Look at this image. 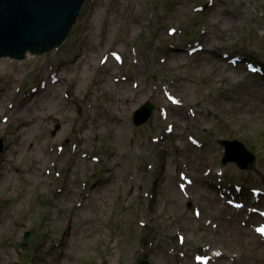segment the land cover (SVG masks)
I'll return each mask as SVG.
<instances>
[{
    "label": "rangeland",
    "instance_id": "rangeland-1",
    "mask_svg": "<svg viewBox=\"0 0 264 264\" xmlns=\"http://www.w3.org/2000/svg\"><path fill=\"white\" fill-rule=\"evenodd\" d=\"M248 62L264 67V0H88L60 49L1 59L0 264H197L220 251L209 264H264L251 227L264 219L219 190L241 186L264 210L248 191L264 194V77ZM148 101L153 116L134 126ZM219 139L245 143L254 171L222 166Z\"/></svg>",
    "mask_w": 264,
    "mask_h": 264
},
{
    "label": "water",
    "instance_id": "water-1",
    "mask_svg": "<svg viewBox=\"0 0 264 264\" xmlns=\"http://www.w3.org/2000/svg\"><path fill=\"white\" fill-rule=\"evenodd\" d=\"M87 0H0V59L22 60L28 52L43 55L61 46L69 36ZM147 103L134 116L136 126L151 117ZM226 148L223 164L236 162L252 170L256 157L239 141H220ZM3 140L0 139V155ZM28 236V234H27ZM27 236L21 245L27 244Z\"/></svg>",
    "mask_w": 264,
    "mask_h": 264
},
{
    "label": "bare ground",
    "instance_id": "bare-ground-1",
    "mask_svg": "<svg viewBox=\"0 0 264 264\" xmlns=\"http://www.w3.org/2000/svg\"><path fill=\"white\" fill-rule=\"evenodd\" d=\"M60 81H63V78L60 79ZM113 119L115 120V122H117V121L120 120V119H119L118 117H116V116H113ZM114 152H116V151H114ZM83 202H84V201L80 202V203L78 204V207H80V206L83 204ZM69 256H70V255H69L68 251H67L66 248H65V249H64V252H63V255H62V258L68 260L67 257H69ZM72 260H73V258L69 259V262L72 261ZM60 264H66V263L64 262V263H60Z\"/></svg>",
    "mask_w": 264,
    "mask_h": 264
}]
</instances>
